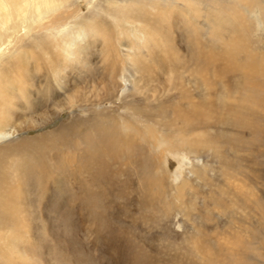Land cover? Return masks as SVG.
Here are the masks:
<instances>
[{"label": "rangeland", "instance_id": "rangeland-1", "mask_svg": "<svg viewBox=\"0 0 264 264\" xmlns=\"http://www.w3.org/2000/svg\"><path fill=\"white\" fill-rule=\"evenodd\" d=\"M94 2L69 12L97 38L45 55L6 113L0 264H264V0ZM121 69L138 90L112 89Z\"/></svg>", "mask_w": 264, "mask_h": 264}, {"label": "bare ground", "instance_id": "bare-ground-1", "mask_svg": "<svg viewBox=\"0 0 264 264\" xmlns=\"http://www.w3.org/2000/svg\"><path fill=\"white\" fill-rule=\"evenodd\" d=\"M76 1L77 0H0V89H2L0 93V139L9 138L13 134L22 131V125L24 123L21 121L20 124H18L17 121H14L13 124H10L8 120L9 116L6 113H9L10 109L12 110V107H14L13 103L18 97L22 99L21 106L23 104H30V100L23 96L25 94L27 96V93L30 94L28 92L29 89L27 90L26 88L29 85L31 88L34 75L46 74V70L43 68L45 55H51L54 50H59L63 53L66 59L69 58L67 62L71 63L74 61V54L78 53L79 50L75 47L78 41H80L79 44H81V42L86 41L89 37L93 36L94 38H97V36H95V32L92 31L91 28V24L94 22L92 18L89 17L90 14L88 15L84 13L78 19H73V17H75V13L69 12L73 8L72 5H74ZM94 1L97 8L103 11L105 8L102 6L101 1H105L106 3L108 2L107 4L111 5L114 0ZM67 6H69V8L66 9L65 7ZM57 9L66 11L64 14L55 18L56 21H58V23H55L56 29L45 28V20H48L45 19V16L50 11ZM261 9L264 17V3L261 5ZM123 12L124 11L121 12L122 16L125 15V12ZM70 17H72L71 21H69ZM101 41L102 43H105V40ZM59 45H62L60 49H58ZM15 63H19L23 66L20 71L13 70V64ZM65 69H67V67H63V71H61L60 77L62 78L64 77V74H69V71L66 72ZM121 70L122 72L119 73L115 70L110 72L109 80L112 81V89L115 90L119 88L124 91L128 85H131V89L138 90L135 79H132L130 76H134L136 73L133 72V74L130 70ZM50 71L52 72L48 73V75L54 76L55 84L58 85L61 79H59L56 67L52 66V70ZM46 75L44 78L48 77ZM15 82L18 83V87L16 88L12 86ZM111 84L109 83V89H111ZM102 87H104V85H102ZM101 90L103 92V88H101ZM144 92L146 93V91ZM108 94L110 93L108 92L103 97L108 96ZM85 95L86 94H84L83 97ZM110 95L111 97H114L113 94ZM81 101H89L88 95ZM74 102H77V100L74 101V97L69 95L66 100L62 99L60 102L61 107L55 112L58 110L61 112V109H64L67 105L68 107H71ZM196 113L198 114V112ZM100 114L107 115L108 113L106 114L105 111ZM131 115L134 116L133 113ZM198 117H200V115ZM176 118L186 122H188L189 119H192L191 117L187 118V114L182 112L178 113ZM121 130L122 132H128L127 129H124L123 127H121ZM119 144H121L120 140ZM122 144H125L126 146V151L124 150V152L127 153H124L125 158L136 165L139 160L143 162L145 158L143 157V154H140L141 157L139 156V158L136 156V153L133 157L134 160L131 158L130 154V152L135 149H138L141 153V150L143 149L142 145L134 148L133 144L125 139V137L122 139ZM128 145H130V147ZM118 153L120 156L123 151ZM166 164L168 167L171 166L170 162H167ZM10 181H13V179H10ZM7 184L6 180L0 181V187ZM0 211L5 212V214H9L12 210L8 203L1 202Z\"/></svg>", "mask_w": 264, "mask_h": 264}]
</instances>
